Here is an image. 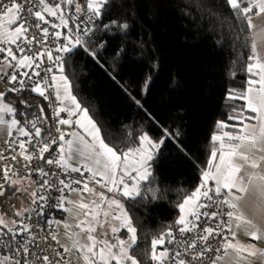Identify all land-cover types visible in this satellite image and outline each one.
<instances>
[{"label":"snow or ice","instance_id":"1","mask_svg":"<svg viewBox=\"0 0 264 264\" xmlns=\"http://www.w3.org/2000/svg\"><path fill=\"white\" fill-rule=\"evenodd\" d=\"M66 6L68 11L74 8L75 13L83 16L77 15L79 23L71 27V17L65 18ZM113 7V0H86L85 5L76 0H0V45H3L0 46V79L9 85L7 92H0V113L17 114V106L7 100L9 93L31 92L45 101L55 98L62 104L71 101L72 105L71 108L60 106L54 116H49L44 105H32L18 96L17 103L25 109L20 114L24 126L18 119L9 122L0 116L2 131L9 138L0 151L3 162L0 164V264H142L133 254L138 245V229L117 195L121 199L143 200L141 184L151 180L158 164L166 158L168 145L187 156L182 143L185 133L173 128L155 141L143 134L138 142L142 147L118 151L105 142L89 109L82 107L73 94V82L65 74L66 61L74 53L82 52L99 63L102 57L98 50H106L109 45L105 35L113 29L121 39L129 34L127 21L109 19ZM204 7L211 9L207 12L209 17L215 16V9L224 8L239 22L242 31L252 34L250 63L246 65L251 78L242 93L230 92V99L244 101L228 117L237 123L218 122L220 131L211 137L214 147L203 172V182L178 205L183 215L175 221L176 228L169 227L149 241L144 253L148 264H249V257L264 260V250L257 249L255 243H239L232 231L235 220L236 227L243 225L253 242L264 240V200L257 205L259 222L245 216L239 203L250 188L258 190L264 198V175L247 171L257 170L264 163V60L257 52V41L264 40V30L256 31L253 23L254 17H264V0H221L219 4ZM52 17L58 22L53 23ZM49 26L57 30L50 32ZM34 45L38 46L35 50ZM137 47L143 56V44ZM123 51V47L116 49L114 61ZM45 61H51L52 65L42 66ZM150 68L152 71L159 68L155 56L150 57ZM27 80H32V84ZM149 83L150 77H146L145 88ZM134 102L140 105L139 101ZM33 108L37 111L29 119ZM65 112L77 118H59ZM49 120L54 123L49 125ZM73 124L89 139L76 131L65 133L57 126ZM53 131L58 135L54 136ZM57 150L58 155H54ZM18 156L23 160L21 168L16 167ZM74 158L82 160L81 166L70 163ZM33 159L62 170L67 179H60L51 169L45 171L44 167L33 166ZM21 169L25 171L23 178L19 176ZM85 171L90 173L86 179ZM34 173L40 179L26 184ZM71 173L81 178L72 177ZM50 175L57 176L58 182L50 181ZM210 181L215 182L213 186L209 185ZM32 184L48 195L29 191ZM90 184L98 185L102 191L97 193ZM52 190L57 193L54 197ZM65 192L75 193L80 199H69ZM85 194L97 198L85 202ZM22 196L29 206L17 208L15 201ZM66 204L72 207L67 208ZM210 207L213 210L207 211ZM52 209L68 212L71 222L50 221ZM9 216L18 219H6ZM202 217L214 221V226L203 227L199 223ZM113 221L119 222V226ZM52 225L57 230L50 231ZM61 225L65 229L62 234L58 231ZM121 229L126 231V238L114 235ZM210 238L216 240L215 247ZM166 245L176 247L170 249Z\"/></svg>","mask_w":264,"mask_h":264},{"label":"trees","instance_id":"2","mask_svg":"<svg viewBox=\"0 0 264 264\" xmlns=\"http://www.w3.org/2000/svg\"><path fill=\"white\" fill-rule=\"evenodd\" d=\"M220 2L113 0L109 19L127 21L129 34L121 39L113 29L105 35L109 45L106 50H98L102 57L99 63L80 52L65 64L73 94L82 107L89 109L105 142L118 151L140 147L143 134L155 141L173 128L185 133L182 143L187 156L168 145L166 158L151 180L141 184L143 200H126L125 209L138 229L133 254L142 264H148L144 253L149 241L179 218L178 205L201 183L214 147L211 137L219 131L218 122L236 124L228 117L234 115V107L244 103L230 99L229 94L233 90L242 93L251 78L246 65L250 63L253 36L242 31L224 8L215 9L214 17L207 15L211 9L204 5ZM140 44L144 46L143 56L137 47ZM118 47L124 51L114 61ZM152 56L159 61L156 71L150 68ZM146 77H150V83L145 88ZM17 97L9 93L7 100L17 106L16 115L24 123L20 114L25 109L17 103ZM19 99L45 106L37 95H20ZM36 111L33 108L28 118ZM32 190L33 184L29 188ZM17 201L22 207L29 206L23 196ZM116 236L122 238L127 233L122 229Z\"/></svg>","mask_w":264,"mask_h":264},{"label":"crops","instance_id":"3","mask_svg":"<svg viewBox=\"0 0 264 264\" xmlns=\"http://www.w3.org/2000/svg\"><path fill=\"white\" fill-rule=\"evenodd\" d=\"M253 23L256 25V29H255L256 31L264 30V17H260V18L254 17L253 18ZM257 52H258V55L262 58V60H264V40H258L257 41ZM6 90H8V89L2 83H0V92H6ZM63 104L66 105V107H69V106H70L69 108L72 107L71 101H70V103H67L66 101H64ZM0 116H3V119L5 121H9V122L13 118L20 120L17 117V115L13 116L10 113H0ZM227 124H229V123H227ZM229 125H231V124H229ZM21 126H24V123L21 122ZM3 127H4V125H0V151L3 150L5 141L7 139H9L5 135V133L2 131ZM60 128L65 133H69V132H72V131L79 132L81 135H84L86 139H89L86 136V134L83 132V130L79 128L78 125H75V124H73L72 126H69V125H60ZM226 130H233V129H226ZM71 138L72 137H70V136H67L66 137V139H71ZM70 163H73L74 166H81L82 160L81 159L74 158L72 161H70ZM247 171H256L259 174L264 175V163H261L260 168L257 169V170L248 169ZM242 175H243V173H242ZM246 180H247V178H246ZM202 182H203V175H202L201 183ZM214 183H215L214 181H210L209 182V185L210 186H213ZM198 186H197V188H198ZM95 189H96V192L97 193H99L100 191H102V189L99 188V187H97ZM196 189H195V191H196ZM108 195L111 196L112 194H108ZM96 198L97 197H94L91 194H85V196H84L85 202H89L92 199H96ZM79 199H80V196H78L77 194L74 195L73 198H72V200H79ZM117 199H120V202L125 207L126 200L128 198L125 197V198H122L121 199L119 197V195H117ZM262 200H264V198H262L260 196L259 191L256 190V189L250 188L249 192L246 195H244V199L239 202L240 203V207H241L242 211L244 212L245 216H247L250 219L257 220L259 222L260 215L257 212V205L260 204ZM18 204L19 203L17 201L16 202L17 208H25V207H22L21 203L19 205ZM71 207H69V208H71ZM188 210L191 211V209H188ZM180 215H183V213L181 212V210H180ZM180 215H179V217H180ZM14 218L15 217H12V216L6 217V219H9V220L14 219ZM15 219H18V218H15ZM71 219L72 218H71V216H70V214L68 212L61 211L59 220H64V221L71 222ZM190 219H193V217H190ZM113 224L116 225V226H119V222H117V221H113ZM64 231H65V229L61 225L60 226V233L62 234ZM232 231L236 233V241H238L239 243L244 244V245H248V244H251V243H255L257 249L264 250V240L253 242L249 238L248 233H247V230L245 229V227L243 225H241L239 228L236 227V221L235 220L232 221ZM119 232L115 233L114 235L116 236ZM109 236H113V234L111 232H109ZM122 238H126V236L125 237H122ZM154 264H155V262H154ZM218 264H222V262H218ZM249 264H264V260H258L257 258L249 257Z\"/></svg>","mask_w":264,"mask_h":264},{"label":"built area","instance_id":"4","mask_svg":"<svg viewBox=\"0 0 264 264\" xmlns=\"http://www.w3.org/2000/svg\"><path fill=\"white\" fill-rule=\"evenodd\" d=\"M52 2H55V0H52ZM76 2L77 3H80L81 5H85V2H86V0H76ZM77 15H81V18H83V16H82V14H79V13H75V10H74V8L71 10V11H68V8H67V6H66V12H65V18L67 19L69 16L71 17V20H70V23H69V26L71 27L74 23H79V21L77 20ZM51 19V21L53 22V23H56V22H58L57 20H56V18H54V17H52V18H50ZM50 27V26H49ZM57 29H51V27H50V32L51 31H56ZM60 30H63V29H60ZM30 35H32L33 33H29ZM58 43V42H57ZM0 46H3V45H0ZM11 47H13L14 49H15V46L13 45V46H11ZM36 47H38V46H36V45H34L33 46V50H35V48ZM55 54V53H54ZM61 55H64L63 53H61ZM52 65V62L51 61H45L44 62V64L42 65V66H51ZM21 72L22 71H28V69H21L20 70ZM53 71H54V73H56V74H58V72H57V70L56 69H53ZM33 79H37V78H35V77H33ZM0 83H2L7 89L9 88V85L8 84H6L5 83V81L3 80V79H0ZM27 83L28 84H32V80H27ZM49 91H51V89H49ZM14 95H18V96H20V94H17V93H13ZM23 95H37L36 93H31V92H26V93H24ZM38 96V95H37ZM42 99V98H41ZM43 100V99H42ZM43 102H44V104H45V109H46V111H45V114L46 115H49V116H54L55 115V111L58 109V107H60V106H65L66 107V105H64V104H62L61 103V101H58V100H55V98H53V100L52 101H45V100H43ZM59 118H67V119H72V120H75L76 119V117H72V116H70L68 113H61V115H60V117ZM54 123V120H49L48 121V124L49 125H51V124H53ZM58 127H60V125H57ZM18 135V134H17ZM53 135L55 136V135H58L57 133H55V131H53ZM67 137V136H66ZM23 139V138H22ZM3 150H4V148H3ZM2 150V151H3ZM29 151H31V149H29ZM7 155H11V154H13V153H6ZM46 156H47V154H45ZM54 155H58V150H57V152L56 153H54ZM3 162H0V164H2ZM23 164V160H22V158H20L19 156H18V162H17V164H16V167L17 168H21V165ZM32 165L33 166H35V165H39V166H41V167H44L45 168V171H48L49 169H51L53 172H56L57 173V176L60 178V179H67V176H66V174H65V172H63L62 170H59V169H57L56 167H54V166H47V165H44V163H43V161H38V160H36V159H33V161H32ZM24 175H25V171L23 170V169H21V171L19 172V176L21 177V178H23L24 177ZM90 175V173H87L86 171H85V173H84V178L86 179L88 176ZM57 176H52V175H50L49 177H48V179L50 180V181H56V182H58V180H57ZM71 176L72 177H75V178H77V179H80L81 177H80V175L79 174H77V173H71ZM15 178V177H14ZM40 178H39V176L38 175H36L35 173L31 176V178H30V181H38ZM34 185V188H35V191H38V192H41L42 194H45V195H48V192H45L43 189H40L39 187H38V185L37 184H33ZM90 186L91 187H95V188H97V187H99L98 185H94V184H90ZM100 188V187H99ZM51 195L54 197V196H56L57 195V193L54 191V190H52L51 191ZM64 195H67L68 197H69V199H72L73 198V196L74 195H76L75 193H68V192H65L64 193ZM52 201H49V203H51ZM72 205L71 204H66L65 205V207H67V208H69V207H71ZM213 209L210 207L209 209H207V211H212ZM225 211H227V209H224ZM61 211L62 210H60V209H52L51 210V212L49 213V220L51 221L52 219H56V220H59V218H60V214H61ZM197 211L199 212V211H202V209H197ZM193 220H194V217H193ZM199 223L203 226V227H209V226H214V221H212L211 219H207V218H204V217H202L201 218V220L199 221ZM169 227H171V228H173V229H175L176 228V224H175V222L174 223H169L168 225H167V229L169 228ZM50 231H53V230H57L56 229V226L55 225H52V228L51 229H49ZM58 231L60 232V228L58 229ZM41 235H43V233H41ZM176 235H177V237L179 238L180 237V234L177 232L176 233ZM189 239L191 238V236H189L188 237ZM211 239V242H212V245H213V247H215L216 246V240L215 239H212V238H210ZM52 244H53V247H57L56 245H55V242H52ZM168 247L170 248V249H173V248H175L176 247V245H168Z\"/></svg>","mask_w":264,"mask_h":264},{"label":"rangeland","instance_id":"5","mask_svg":"<svg viewBox=\"0 0 264 264\" xmlns=\"http://www.w3.org/2000/svg\"><path fill=\"white\" fill-rule=\"evenodd\" d=\"M3 87V86H2ZM6 92H7V90H6ZM67 103H70V101H66ZM70 107V106H69ZM150 137V136H149ZM151 138V137H150ZM140 147H142V145L140 146ZM18 203L20 204V201H18ZM18 204V205H19Z\"/></svg>","mask_w":264,"mask_h":264}]
</instances>
